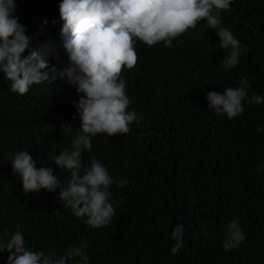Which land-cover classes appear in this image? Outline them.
Masks as SVG:
<instances>
[{
	"label": "trees",
	"instance_id": "obj_1",
	"mask_svg": "<svg viewBox=\"0 0 264 264\" xmlns=\"http://www.w3.org/2000/svg\"><path fill=\"white\" fill-rule=\"evenodd\" d=\"M15 2L14 14L26 28L30 47L60 37L61 0ZM221 20L246 46L232 69L220 66L228 50L222 57L219 38L203 21L189 29L204 41L191 57L137 41L138 57L145 61L138 60L125 79L129 86L147 89L153 99L140 107L132 91L139 123L133 122L128 134L97 135L81 157L88 166L94 155L114 181H128L111 187L115 214L97 229L63 207L59 190L25 196L7 163L27 148L37 168H50L61 184L67 183L70 173L50 157L70 148L77 133L75 88L57 79L21 96L9 89L8 80L4 85L0 73V235L5 229L9 236L22 231L26 249L56 257L80 246L89 264H264V169L256 171L264 164V132H257L264 127V103H245L242 114L227 119L211 112L206 100L210 92L238 87L241 77L248 80L249 97L264 96V0H234ZM52 43L49 58L55 54ZM61 62L68 67L67 56ZM65 124L73 129L66 132ZM134 147L145 155L144 167L136 163ZM234 219L246 240L225 252L226 227ZM177 223L185 227L184 244L172 253L169 235ZM8 255L0 254V264H7Z\"/></svg>",
	"mask_w": 264,
	"mask_h": 264
},
{
	"label": "clouds",
	"instance_id": "obj_2",
	"mask_svg": "<svg viewBox=\"0 0 264 264\" xmlns=\"http://www.w3.org/2000/svg\"><path fill=\"white\" fill-rule=\"evenodd\" d=\"M234 0H61L58 5L62 23L60 37L47 45L30 47L26 28L15 13V0H0V73L3 83L18 95H27L35 85L60 79L75 88L79 96L74 104L76 135L70 148L50 157L56 166L70 173L67 183L61 184L50 168H37L27 148L15 153L10 162L14 175L22 185L25 196L58 191V201L71 210L77 218L93 229L107 226L115 214L111 187L125 186L128 181H114L107 167L95 156L89 165L82 164V154L90 151L97 135L128 134L130 125L139 123L136 105L130 98L133 91L140 107L153 99V94L142 86L127 85L125 73L137 65V41L151 47L182 51L188 57L198 51L204 41L194 37L189 30L204 22L219 38L222 57L220 66L235 68L246 51L234 34L222 27L221 13L227 11ZM43 23H47L44 21ZM27 50V55H22ZM224 52V53H223ZM68 58L64 69L61 60ZM221 57V58H222ZM157 60V58L154 57ZM164 59V58H163ZM163 59H158L162 61ZM58 71L57 74H55ZM249 84L241 77L238 87H226L222 93L210 92L207 107L216 115L227 119L244 112V104L260 105L264 96L253 93L249 97ZM129 95V98L127 94ZM129 106L133 110L129 111ZM66 132L73 128L62 125ZM257 132H264V127ZM137 151L136 163L145 166L146 157ZM264 164L257 167L259 173ZM180 220V217H177ZM184 225L177 223L169 238L174 241L172 253L184 244ZM198 236L199 234L194 233ZM207 236L208 233L204 232ZM5 237H8L5 239ZM246 240L238 219L227 224L222 248L225 252L237 249ZM8 253L7 264H89V257L80 246H70L61 256L45 255L43 251L25 248V235L15 231L10 236L7 229L0 235V254Z\"/></svg>",
	"mask_w": 264,
	"mask_h": 264
}]
</instances>
